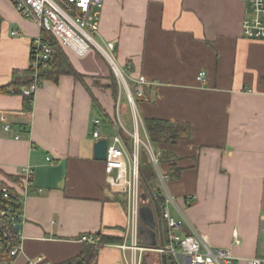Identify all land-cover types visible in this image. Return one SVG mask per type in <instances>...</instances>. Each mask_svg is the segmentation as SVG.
Masks as SVG:
<instances>
[{
  "label": "crops",
  "instance_id": "crops-1",
  "mask_svg": "<svg viewBox=\"0 0 264 264\" xmlns=\"http://www.w3.org/2000/svg\"><path fill=\"white\" fill-rule=\"evenodd\" d=\"M245 12V0H104L97 35L101 44L114 43L115 62L133 88L137 77L147 81L135 103L141 121L191 128L187 140L155 146L175 158L177 176L168 163L160 165L174 202L167 205L178 225L174 232L195 231L238 264L264 260V41L243 37ZM38 34L10 0H0V87L31 80L30 43ZM63 52L80 80H41L26 111L21 95L0 92V181L19 196L24 222L22 252L10 264L63 263L81 253L83 235L97 234L122 242L104 246L96 264H126L129 252L120 249L129 243L125 195L105 181L104 161L93 158L99 139L92 137V121H100L101 139L116 130L108 90L92 84L104 80L107 67L94 50ZM142 159L138 175L152 171L161 191L148 155ZM24 167L33 171L25 193ZM144 200L140 208H148L154 228L140 220L139 226L157 242L158 217L149 197ZM145 241L144 234L139 245L152 251Z\"/></svg>",
  "mask_w": 264,
  "mask_h": 264
},
{
  "label": "built area",
  "instance_id": "built-area-1",
  "mask_svg": "<svg viewBox=\"0 0 264 264\" xmlns=\"http://www.w3.org/2000/svg\"><path fill=\"white\" fill-rule=\"evenodd\" d=\"M17 13L25 20L36 24L39 30L37 37L30 43L29 67L32 82L21 89V96L31 97L40 87L41 75L48 69L49 60L53 54L51 47L43 39V34L48 33L53 36L59 45L76 56H84L94 50L109 63L119 82V95L124 93L127 105L131 108L132 117L137 119L135 97L130 91L127 77L115 62V47L113 42L104 43L101 47L96 41L98 35L100 12L104 0H10ZM246 12L242 21V35L248 40L264 41V0H245ZM18 35L17 31L11 33ZM197 81H205L204 72H200ZM136 98L143 97V86L147 81L143 76L135 79ZM14 94V90L9 91ZM117 106L116 113L118 114ZM139 119V118H138ZM94 130L92 137L101 139L99 134L100 121H92ZM121 125V124H120ZM122 127V126H121ZM3 131H9L10 126L2 125ZM122 130L126 132L123 128ZM132 141V151L129 152L124 141L116 129L107 140V150L103 162L105 181L117 187L124 193L126 200V238L120 246L123 251H128L126 264H140L142 254L147 251L145 247L139 245V178L136 169L139 145H143L149 155L154 172L159 181L162 195L165 198L162 218L168 230L167 244L158 249H154L159 254H166L173 258L174 264H238L231 254L225 250L212 249L207 245L206 237L192 231L189 235H179L174 232L177 228L176 221L169 215L167 205L174 204L173 198L165 187L166 177L161 172L157 159L159 152L152 149L146 133L144 140L138 136V126L136 125L132 133H128ZM33 171L30 167H24L20 172V178L24 187V193L32 187ZM41 193V190H37ZM1 197L5 205L0 208V250L8 251L11 257L16 258L22 252L23 237L21 227L23 219L21 217L23 206L19 202V196L12 192L9 187L1 189ZM264 232V222L261 225ZM235 238V244L238 241ZM81 242L95 244L92 235H83ZM2 264V263H0ZM26 264H48L42 259L29 260ZM244 264H264V260L251 259Z\"/></svg>",
  "mask_w": 264,
  "mask_h": 264
},
{
  "label": "trees",
  "instance_id": "trees-1",
  "mask_svg": "<svg viewBox=\"0 0 264 264\" xmlns=\"http://www.w3.org/2000/svg\"><path fill=\"white\" fill-rule=\"evenodd\" d=\"M43 39L46 41L49 47H51L53 54L48 63V69L43 72L41 75V80H51L53 82L57 81V78L62 75H69L72 76L76 80H80L82 78L79 74H77L74 69L72 68L71 64L69 63L67 57L63 52V48L59 45L58 41L48 33L43 34ZM30 73V70H27ZM115 82V80L112 78ZM32 80L26 83H22L21 85L11 84L9 87H0V92H9L10 87L14 90V94L21 95V89L28 86ZM111 89L112 97L116 95V85L114 84L113 87H109ZM23 98V110L30 109V104L32 102L31 97H24ZM113 118V117H112ZM114 120V118H113ZM144 131L146 136L153 146H167L175 144L177 141L187 140L191 136V128L187 123L184 122H169L164 120H154V119H143L142 120ZM119 132V131H118ZM120 136L124 141L127 149L129 152L132 151V141L131 139L124 133L123 130L120 129ZM162 148V147H161ZM174 157L170 152L166 150H162L159 152V156L157 159L158 166L160 168L161 164H169V173L171 176H177L176 169H174ZM161 170V168H160ZM162 171V170H161ZM146 177V178H145ZM143 176V171L139 172V187L140 181L141 186L145 188V194H142L141 191L139 192V199H140V207L142 203L145 201V198L150 199V204L158 215L157 224L159 226V240L156 242L155 248H162L167 244L168 240V230L165 224L164 219L162 218V211L163 206L165 204V198L162 195V192L157 190H153V178L152 175ZM8 180H16L15 176H7L5 177ZM148 181H147V180ZM156 179V177H155ZM7 186V184L3 181H0V208L5 205V201L1 197V189ZM143 188V190H144ZM11 190V189H10ZM13 192V190H12ZM143 198V199H142ZM149 207V206H148ZM154 217V215H153ZM94 237L95 244H90L87 242H83V247L81 253L70 260H67L60 264H96V260L98 257L99 251L106 245L109 244H120L122 239L97 234ZM14 257H11L8 251L0 250V263L2 264H10L14 261ZM140 264H146L144 260L141 258ZM162 264H174V260L172 257L166 254H162Z\"/></svg>",
  "mask_w": 264,
  "mask_h": 264
},
{
  "label": "rangeland",
  "instance_id": "rangeland-1",
  "mask_svg": "<svg viewBox=\"0 0 264 264\" xmlns=\"http://www.w3.org/2000/svg\"><path fill=\"white\" fill-rule=\"evenodd\" d=\"M95 41L101 47H103L102 44H101V42L98 40L97 36H95ZM98 55L101 57V60L105 63V65L107 67V74H106V76H105V78H104L103 81H102L101 78H95L94 81H92V84H93L94 87H96L98 89L108 90V93L110 95V98L112 99L113 111L110 110V112L112 113L113 118H114V123H115L114 124L115 125L114 128L119 131V135H120V129L122 130V127H124L127 130L124 133L128 136V133H132L130 131L132 129H134L135 126L137 125L138 126V130H139V133H140L139 138H140L141 141H143L144 140V136H142V134L144 133V130H143L144 127H143L142 121L140 120L139 117H137V119L136 118L134 119L132 117L131 112H130V109L131 108L127 105V103L125 101L124 93H122L120 95L119 99H118L119 88H120L118 79L116 78V76L113 74V71L109 67V63L103 58L102 55H100V54H98ZM123 70L127 74L125 67H123ZM112 78L115 80V82L112 80ZM127 83L129 85L130 91L132 92V94L135 97V103L138 102L139 99L136 98L135 88H133L134 87L133 86L134 84L131 81L128 80V77H127ZM114 84L116 85V95L114 97H112L111 89L109 87H113ZM115 104H117V106H119L118 114L116 113L117 108H115ZM136 105H137V103H136ZM126 114L128 115V117L125 116ZM129 114H130L131 118H130L129 123H128ZM137 116H138V114H137ZM125 124H126V126H125ZM128 137H130V136H128ZM152 149L155 150V146L152 145ZM139 151H138V153H139L138 156L140 155V161L139 162L141 164V162L143 161L142 158H143L144 153H146L147 155H148V153H147L145 147L143 145H141V144L139 145ZM148 158H149V155H148ZM148 169L151 171L150 168H148ZM151 175H152V178H153V185H154L153 186V190L154 189L156 190L157 189V187H156V179H155V176H154V174H153L152 171H151ZM143 188L144 187L141 186V181H140L139 192L141 191L142 194H145L146 190H145V188L143 190ZM142 259L144 260V262L146 264H162V254H159V253H157L155 251H153V252L151 250L145 251L142 254Z\"/></svg>",
  "mask_w": 264,
  "mask_h": 264
},
{
  "label": "water",
  "instance_id": "water-1",
  "mask_svg": "<svg viewBox=\"0 0 264 264\" xmlns=\"http://www.w3.org/2000/svg\"><path fill=\"white\" fill-rule=\"evenodd\" d=\"M106 150H107V140L106 139L97 140L93 145V158L96 160H99V161H104L105 155H106ZM151 217H152V214L150 213L148 208H145V207L140 208L139 220L141 222L147 223L151 228H154L153 220L150 219ZM145 228L143 226L138 227V242H139V244H143L142 238L145 234L146 238L148 240V241H145V245L151 246V247H148L150 249H155L156 241L154 240V236L152 233L147 231L148 230L147 228L146 229Z\"/></svg>",
  "mask_w": 264,
  "mask_h": 264
},
{
  "label": "bare ground",
  "instance_id": "bare-ground-1",
  "mask_svg": "<svg viewBox=\"0 0 264 264\" xmlns=\"http://www.w3.org/2000/svg\"><path fill=\"white\" fill-rule=\"evenodd\" d=\"M156 249V248H155ZM154 250V249H153Z\"/></svg>",
  "mask_w": 264,
  "mask_h": 264
}]
</instances>
